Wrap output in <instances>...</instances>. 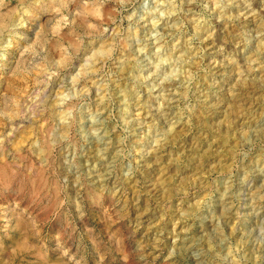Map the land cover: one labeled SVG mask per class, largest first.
Instances as JSON below:
<instances>
[{
	"label": "clouds",
	"instance_id": "1",
	"mask_svg": "<svg viewBox=\"0 0 264 264\" xmlns=\"http://www.w3.org/2000/svg\"><path fill=\"white\" fill-rule=\"evenodd\" d=\"M0 264H264V0H0Z\"/></svg>",
	"mask_w": 264,
	"mask_h": 264
}]
</instances>
